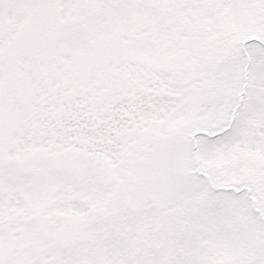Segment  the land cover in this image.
<instances>
[{"label":"snow or ice","instance_id":"snow-or-ice-1","mask_svg":"<svg viewBox=\"0 0 264 264\" xmlns=\"http://www.w3.org/2000/svg\"><path fill=\"white\" fill-rule=\"evenodd\" d=\"M0 264H264V0H0Z\"/></svg>","mask_w":264,"mask_h":264}]
</instances>
